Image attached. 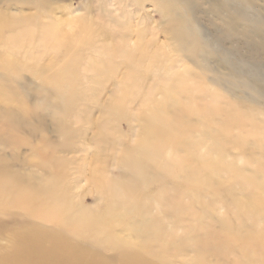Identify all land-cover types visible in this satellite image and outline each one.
Listing matches in <instances>:
<instances>
[{
  "label": "bare ground",
  "instance_id": "obj_1",
  "mask_svg": "<svg viewBox=\"0 0 264 264\" xmlns=\"http://www.w3.org/2000/svg\"><path fill=\"white\" fill-rule=\"evenodd\" d=\"M119 1L98 0V15L77 18L82 23L71 33L51 22L33 30L35 18L24 16L22 9L8 20L0 19V38L5 30L19 31L6 39L12 60L30 56L25 62H37L34 56L45 54L51 41L56 57L62 58L60 69L30 70L42 80L40 85L17 75L29 69L0 59V103H18L25 111L12 86L16 83L24 98L33 97L39 110L60 121L61 135L69 142L82 134L74 124H89L85 118L94 93L106 87L110 76L120 75L110 89L117 95L99 105L104 118L95 123L93 143L99 153L109 146L114 164L123 172L118 182L101 170L91 175V185L108 204V216L102 217L74 199L64 162L42 161L47 175L37 177L13 171L0 158V213L14 216L22 211L25 216L8 229L0 224V233L7 231L10 237V245L0 252V264H264V164L247 157L231 161L225 153L226 144L237 139L253 140L264 152V75L244 58L235 62L228 51L218 57L221 48L212 47L199 26L194 34L185 14L203 7L213 10L220 33L227 39L246 38L257 54H264V18L251 17V0H153L168 24L163 30L167 43L158 45L154 29L138 28L147 16L132 25V8L141 11L147 0ZM121 3H126L128 16L118 7ZM228 79L236 80L242 90H233L236 84ZM19 117L0 112V121L11 132ZM123 120L133 128L132 148L125 147L117 127ZM233 129L237 135H232ZM0 141L21 143L15 135H0ZM232 174L236 181L227 184ZM207 190L227 201L243 227L221 218L220 234L209 223H199L179 235L184 218L196 216V204L208 208ZM238 190L242 200L235 198ZM170 215L174 222L168 221ZM121 228L131 232L130 239L117 234ZM238 241L243 244L239 255L226 257ZM206 251L215 253L212 262L205 258Z\"/></svg>",
  "mask_w": 264,
  "mask_h": 264
},
{
  "label": "rangeland",
  "instance_id": "obj_2",
  "mask_svg": "<svg viewBox=\"0 0 264 264\" xmlns=\"http://www.w3.org/2000/svg\"><path fill=\"white\" fill-rule=\"evenodd\" d=\"M0 12L4 13L1 21L8 20L11 18L14 11L18 9L23 10L24 16H33L35 19L30 24V27L33 30L42 28V25L48 24L51 22L54 26H59L60 30H63L64 33H71L73 27L82 23L79 17L87 18L90 12H93V16L98 15V9L101 7L98 0H32L35 1L33 5H30L28 0H0ZM240 1V0H237ZM255 2V6L251 12V17L259 19L260 17L264 18V2L263 0H251ZM121 2V0L119 1ZM155 2V1H154ZM153 0H147L143 5L142 10L139 11L137 7L132 8L135 11V15L132 17V25L137 26L140 20L147 16L145 23L138 26V28H143V30H152L158 35L156 38L158 45H163L167 43V39L163 34L164 27H167L168 24L163 16V13L159 10L154 9L155 3ZM121 6V7H120ZM123 13L128 16L129 10L126 8V3H121L119 5ZM200 12L196 11L195 14L187 13V21L192 25L191 27L194 30V34H197V27L201 28L203 34L210 40L212 47L221 48L220 55L218 57L223 58L225 52H230L232 58L235 62L237 60L249 61L258 68H261L262 74L264 75V54H257L255 51H250V43L246 38H231L223 36L220 33V28L214 24L213 10H208L206 7H203ZM21 11V10H20ZM78 11V12H77ZM50 14V17L48 15ZM147 14V15H146ZM2 15V14H0ZM55 18V20L50 21V18ZM130 17V16H129ZM49 18V19H48ZM33 19V18H32ZM37 21V22H36ZM39 24V25H38ZM140 24V23H139ZM42 26V27H41ZM261 27H264L261 26ZM137 27H135L136 29ZM17 32L3 31L1 40H0V59L4 63H10L12 56H9V48L7 46L6 39L10 36H15ZM153 36L148 35V39H152ZM196 40V39H195ZM56 42V41H55ZM54 42V44H55ZM52 41L48 43L47 52L42 55H35L34 58L39 60L37 62H25L29 60L30 56L21 58L20 60H15V65H22L24 70H18L17 75L23 78L24 82H32L34 84H42V80H39L34 71L35 68L42 69H60L62 62L60 56L56 57L57 53L52 47ZM175 46V45H173ZM36 50V45L33 46ZM211 47V48H212ZM253 47V46H252ZM26 50L28 48H25ZM25 49H22L23 51ZM214 49V48H213ZM210 51V50H209ZM156 52V51H155ZM167 53L163 51L162 53ZM23 59V60H22ZM36 63H39L38 65ZM239 63V61L237 62ZM182 66H189L193 68L191 64L182 63ZM34 67V68H32ZM6 74V73H3ZM12 74V75H11ZM14 73H10V77H14ZM247 75H243L246 77ZM120 75L110 76L105 82V88L101 91L95 92V99H91L94 104H92V109L89 114V117L85 118V122H89L88 125L83 123L74 124L72 127L75 130L81 129L82 134L78 139L74 141L66 140L62 137V125L60 126V121L53 119L50 116H47L42 110H39L36 105H34V98L29 97L28 100L22 96L21 89L15 85H12L13 88L20 94L21 101L25 103V111L21 110V105L14 103L10 106H7L4 103H0V112L11 111L12 114H18V118L15 132H11L8 127L5 126V123L0 121V135H6L10 139L16 136V138L21 140L19 145L6 144L3 141H0V158L6 160L7 165L10 169L15 172H19L24 175H35L37 177L46 176L47 171L45 167L42 166V161H52L55 162L62 161L64 162V168L67 170L68 177L70 178L69 188L71 194L73 195L76 201H79L87 209L97 211L100 216H108V204L101 201L99 193L90 183V178L92 173L95 170H101L103 174L109 179L118 182L123 180V172L119 166L114 164L112 160V152L110 151L109 146L105 148V152L99 153V150L93 143V139L97 134V129L95 123L104 118V114L101 111L99 105L103 104L105 101L112 99L117 94L111 93V86L113 82L119 80ZM221 79H225L221 77ZM231 84H236L233 90H242V88L237 87V81L234 79H228ZM3 84L7 83L6 79H2ZM55 89V88H54ZM216 89L219 94L224 98H231L230 93L224 91H219ZM160 99V98H159ZM129 108L137 109L136 106L128 105ZM2 120V119H0ZM91 122V123H90ZM84 125V126H83ZM119 133L123 136V141L126 148L134 147L133 141V128L130 123L123 120L117 124ZM10 132L8 135L7 133ZM14 133V135H13ZM238 130L233 129L232 135H237ZM12 135V136H11ZM225 153L231 161L240 162L243 157L260 159L264 164V152H261L258 149L257 143L253 140H244L237 139L228 142L225 146ZM250 169H246L245 174H250ZM171 181V179H169ZM227 184H233L236 181V176L234 174L229 175L225 179ZM166 184H169L170 187L172 183L168 181ZM184 189H187L188 186L183 185ZM235 198L240 200L243 199L240 190L235 192ZM244 195V193H243ZM204 201L209 203L208 208L204 207L201 204H196L194 206L196 216H187L184 218V225L182 228H179L178 234L182 235L183 230L190 226H193L199 223L207 224L209 223L215 233L220 234L221 229L218 225V220L221 218H228L231 220L237 227H243L242 223L239 220L234 219L235 210L227 204V201L222 198H215L213 191L207 190L204 192ZM207 212L209 215L208 219H205L203 216ZM25 216L22 211H16L14 216L5 215L0 213V224L7 226L6 229L12 227L14 223L19 220H24ZM174 217L169 216L168 221L174 222ZM194 227V226H193ZM245 227V226H244ZM249 229V225L245 227ZM117 234L124 239H130L131 232L126 228H121L117 231ZM10 245V237L5 233H0V252L8 248ZM242 242L238 241L231 246V253L226 257L235 258L239 255L240 249H242ZM157 248V246H156ZM112 255L113 253H107ZM191 255V254H190ZM215 253L213 251H206L205 258L207 261L212 262L214 260ZM177 262L181 263L183 260L177 258Z\"/></svg>",
  "mask_w": 264,
  "mask_h": 264
}]
</instances>
